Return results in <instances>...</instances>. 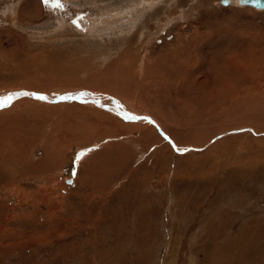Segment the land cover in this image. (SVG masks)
Masks as SVG:
<instances>
[{"label":"rangeland","instance_id":"rangeland-1","mask_svg":"<svg viewBox=\"0 0 264 264\" xmlns=\"http://www.w3.org/2000/svg\"><path fill=\"white\" fill-rule=\"evenodd\" d=\"M59 3L0 0V264H264V11ZM122 56L141 75L107 69ZM171 63L191 69L193 98L187 77L170 96ZM104 70L114 92L85 82ZM144 79L162 81L156 108L132 85ZM25 96L44 99L11 107Z\"/></svg>","mask_w":264,"mask_h":264},{"label":"bare ground","instance_id":"bare-ground-1","mask_svg":"<svg viewBox=\"0 0 264 264\" xmlns=\"http://www.w3.org/2000/svg\"><path fill=\"white\" fill-rule=\"evenodd\" d=\"M229 2L226 4V5H228V4H230V3H234V4H236V5H238V6H243V7H249V6H245V5H241L240 3H239V0H228ZM251 8H253V7H251ZM255 9V8H254ZM255 10H257V11H264V9H255ZM198 36H196V38H197ZM187 40H189V39H187ZM197 40V39H196ZM203 40V39H202ZM191 41H193L192 39H191ZM190 41V42H191ZM201 41V40H200ZM243 42V41H242ZM253 42V41H252ZM206 43H207V41H206ZM239 43V42H238ZM188 44V43H187ZM205 44V43H204ZM254 44V43H253ZM190 46V45H189ZM202 47H204V45L203 44H201V43H198L195 47H194V50H197V51H199V54H200V56L197 54V51L195 52L196 53V55L197 56H194L195 58H196V60L198 59V58H201V57H204V55L202 54V50H203V48ZM211 47V46H210ZM254 47V46H253ZM262 47V46H261ZM191 48V47H190ZM169 49V48H168ZM177 49H178V47H177ZM255 49V48H254ZM263 49H264V47H263ZM256 50V49H255ZM168 51V50H167ZM174 51H176V49L174 50ZM173 51V52H174ZM182 51V50H181ZM203 51H205V50H203ZM206 51H207V49H206ZM216 51V53H214ZM215 51H213V53H214V56L216 55V54H218L220 51L217 49V50H215ZM178 52V51H177ZM176 52V53H177ZM244 52V51H243ZM252 52H254V53H256V51H254V50H252ZM258 52V51H257ZM184 53V52H183ZM194 53V54H195ZM212 53V54H213ZM178 54V53H177ZM259 54V53H258ZM181 55V54H180ZM219 55V54H218ZM246 55V54H245ZM212 56V55H211ZM243 56V55H242ZM169 57V56H168ZM165 58V57H164ZM224 58V56H222L221 54H220V59L222 60ZM237 58V57H236ZM255 58V57H254ZM168 59V58H167ZM191 59V58H190ZM173 60V59H172ZM187 60V59H186ZM189 60V59H188ZM210 60V59H209ZM231 60H233V59H231ZM244 60V59H243ZM138 62H140L139 61V59L136 61V60H132V59H130V58H126L125 56H122V58H119V62L117 63V64H115L113 67L112 66H107V69H110V70H115L116 71V76H117V74H119V77H122V79L121 80H123V79H127V77L128 78H130V71L131 72H134V74H136V73H140V75H141V73L144 71V69H141V64L140 65H138L137 63ZM179 62V61H178ZM189 62V61H188ZM197 62V61H196ZM222 62V61H221ZM173 63V62H172ZM171 63V65H173ZM181 64H183V63H181ZM181 64H174L171 68H169L170 70L168 71V73H169V75L168 74H165V75H159V73H158V75H159V77H160V79H164L165 81H166V83H167V81H168V85H170L171 86V88H170V91H172V88H173V91H174V93H167V95H170V96H179L180 95V91L183 89L182 87H183V80L185 79V77H187L188 79H191V84H189L188 82H186V84L184 85L186 88V90H188V89H192V98L195 96V94L197 93V91H198V88H197V79L194 77V75L193 74H189L188 75V73L191 71V69H183L182 68V65ZM211 64L213 65H216V66H214V67H217V65L219 64V62L216 60V59H211ZM223 64V63H222ZM235 64V63H234ZM233 63H231L230 64V70H229V72H230V74H232V75H235V76H239V74H238V72H237V70H238V66H237V69L235 68V65H234ZM168 65L170 66V64H169V62H168ZM211 65V66H212ZM219 65H221V64H219ZM226 65V64H225ZM68 68H70L71 66H67ZM92 67V66H91ZM157 67V66H156ZM225 67V66H224ZM67 68V69H68ZM72 68V67H71ZM94 68V67H93ZM145 68V67H144ZM158 68V67H157ZM157 68H155V69H157ZM66 69V68H65ZM74 69V68H73ZM96 69V68H95ZM154 69V67L153 68H150V70H152V71H154L155 70ZM70 70V69H69ZM106 70V69H105ZM105 70L103 71V72H95V73H92V75L91 76H89L86 80H85V82L87 83V85L90 87V88H94V87H101V88H104V89H106L107 91H109L110 90V92H114V91H112L111 90V88H109V87H111V85H108V84H110V83H112L113 81H115V80H111V79H107V81H99L100 80V75L102 74V76L106 73L105 72ZM212 70V69H211ZM215 70H216V68H215ZM225 70V69H224ZM75 71V70H74ZM109 71V70H108ZM214 71V70H213ZM78 72V71H77ZM105 72V73H104ZM206 72V71H205ZM66 73H67V70H66ZM75 73V72H74ZM98 73V74H97ZM204 73V72H203ZM76 74V73H75ZM97 74V75H96ZM151 74V73H150ZM149 74V75H150ZM198 74V73H197ZM218 75V74H217ZM225 75H228V74H225ZM105 76V75H104ZM127 76V77H126ZM134 76V75H133ZM189 76V77H188ZM141 77H143V76H141ZM155 77V76H154ZM162 77V78H161ZM223 77V76H222ZM105 78V77H104ZM179 78V79H178ZM226 78V77H225ZM247 79H248V76L246 77ZM250 78H251V76L249 77V81H250ZM162 79V80H163ZM108 80H110V81H108ZM163 80V81H164ZM174 80L176 81V84L174 83ZM217 80V79H216ZM155 81V80H154ZM223 81V80H222ZM225 81V80H224ZM228 81V80H227ZM230 81V80H229ZM228 81V82H229ZM102 83V84H101ZM221 83V82H220ZM122 86H124V83H120ZM119 83H116L115 84V86L116 85H118L119 87H122L121 85H120ZM161 84H162V81L161 80H159V79H157L156 80V82H153V84H152V82L151 81H148L147 79H144L143 80V82H140V83H137V84H132L133 85V87H138V88H140L141 89V95L142 96H144V94H145V96L148 94L147 92H149V96L148 97H145V100H147V104H150L152 107H158L159 105H158V103H162V101H161V98L163 97V93H162V86H161ZM216 84V83H215ZM222 85V84H221ZM109 86V87H108ZM243 86V85H242ZM213 87V86H212ZM164 88V87H163ZM184 89V92L186 93V90ZM164 90V89H163ZM201 91V90H200ZM199 92V91H198ZM71 92H69V93H67V94H65V96H67L68 94H70ZM147 93V94H146ZM262 93V92H261ZM202 94V93H201ZM12 95V94H11ZM73 95V93H71L70 94V96H72ZM64 96V95H63ZM85 96H87V95H85ZM34 97V96H33ZM92 97V96H91ZM192 98H186L185 100H184V105L186 106V107H190V104L189 103H191L192 101H193V99ZM195 99H197L196 97H195ZM29 100H37V101H40L38 98H31V97H27V96H25L24 98H22V99H19V100H16V101H14V102H12L14 105H12L11 107L12 108H14V107H16V106H18V105H20L21 103H24V102H26V101H28V102H30ZM7 101V100H6ZM5 101V102H6ZM178 104H180V102H182V100H179V101H176ZM189 102V103H188ZM25 104V103H24ZM93 104V103H92ZM192 104V103H191ZM30 105V104H29ZM32 106V105H31ZM58 106V105H57ZM71 108H79L80 106H78V105H76V104H71V105H69ZM30 107V106H29ZM28 110V109H27ZM31 110V109H30ZM38 110V109H37ZM72 111H73V109H71ZM70 110V111H71ZM26 111V110H25ZM36 111V110H35ZM44 110H42V112H43ZM54 111V110H53ZM30 112V111H29ZM45 112H46V110H45ZM35 113H38V112H35ZM34 113V114H35ZM44 113V112H43ZM70 113V112H69ZM86 113V112H85ZM84 113V114H85ZM22 114V113H21ZM31 114H32V112H31ZM34 114L32 115V116H34ZM72 114H74L73 112H72ZM88 114V113H87ZM85 114V115H78V114H74L75 115V117H76V119H77V121H80V119H85V120H91V118H94V119H92V121H95V122H97V124H100V125H103V124H105L106 122V120H107V122H109V124L110 123H114V124H117V123H115V122H113L112 120H109V116H107V115H101V114H99V113H97V114ZM129 114V113H128ZM44 115V114H43ZM126 115V114H125ZM130 115V114H129ZM22 117V116H21ZM128 117V116H127ZM17 117H15V119H16ZM14 119V118H13ZM19 119V118H18ZM20 120V119H19ZM76 124V123H75ZM79 124V123H78ZM90 124V122H88V123H86V125H89ZM80 125H78L77 127H79ZM13 127V126H12ZM40 127H42V126H40ZM76 127V128H77ZM105 127H107V126H105ZM18 129V128H17ZM170 131H172V130H170ZM31 132V131H30ZM29 132V133H30ZM16 133H18V132H16ZM35 133V132H34ZM14 135V134H13ZM28 135V134H27ZM32 135H33V133H32ZM38 135V134H37ZM37 135H35V137L37 136ZM9 136V135H8ZM30 136V135H29ZM10 137V136H9ZM13 137V136H12ZM8 138V137H7ZM18 142H20V141H18ZM9 157V156H8ZM5 158V157H4ZM1 159V158H0ZM7 160V159H6Z\"/></svg>","mask_w":264,"mask_h":264},{"label":"water","instance_id":"water-1","mask_svg":"<svg viewBox=\"0 0 264 264\" xmlns=\"http://www.w3.org/2000/svg\"><path fill=\"white\" fill-rule=\"evenodd\" d=\"M228 2V0H220V4L222 5H226ZM239 3L255 9H264V0H239ZM6 100V98H0V104L4 103Z\"/></svg>","mask_w":264,"mask_h":264},{"label":"crops","instance_id":"crops-1","mask_svg":"<svg viewBox=\"0 0 264 264\" xmlns=\"http://www.w3.org/2000/svg\"><path fill=\"white\" fill-rule=\"evenodd\" d=\"M116 102L117 101H115V103ZM112 103H113V105H110V108H114V109H112L114 112L122 113V114L128 112V110L124 109V106H122L120 103H116V106H115L114 102H112ZM106 105H109V104L106 103ZM117 105H118V107H117Z\"/></svg>","mask_w":264,"mask_h":264},{"label":"snow or ice","instance_id":"snow-or-ice-1","mask_svg":"<svg viewBox=\"0 0 264 264\" xmlns=\"http://www.w3.org/2000/svg\"><path fill=\"white\" fill-rule=\"evenodd\" d=\"M42 2L45 3V4L47 5V4L49 3V0H42ZM54 3H55V6H56V7H60V6H61L60 3H59V0H54ZM23 94H25V95H31V94H29V93H23ZM38 98H39V99H44L43 96H38Z\"/></svg>","mask_w":264,"mask_h":264}]
</instances>
